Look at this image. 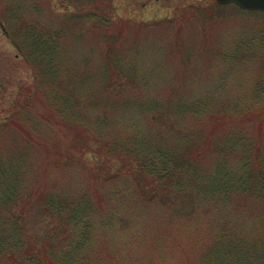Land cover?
Instances as JSON below:
<instances>
[{
    "label": "trees",
    "instance_id": "1",
    "mask_svg": "<svg viewBox=\"0 0 264 264\" xmlns=\"http://www.w3.org/2000/svg\"><path fill=\"white\" fill-rule=\"evenodd\" d=\"M76 1L95 29L112 25L109 0ZM26 2L0 0L33 79L0 83V264H264V35L223 53L210 86L147 82L128 99L144 83L105 59L117 34L65 35ZM60 138L107 176L55 164Z\"/></svg>",
    "mask_w": 264,
    "mask_h": 264
},
{
    "label": "rangeland",
    "instance_id": "2",
    "mask_svg": "<svg viewBox=\"0 0 264 264\" xmlns=\"http://www.w3.org/2000/svg\"><path fill=\"white\" fill-rule=\"evenodd\" d=\"M26 3V8L36 4ZM69 3L74 12L83 15L79 17L82 23L79 26L74 24L76 16L66 12L64 5ZM36 5L38 12L35 15L48 29L61 30V27H67L74 32H63L65 35L112 34V37L117 34L116 42L112 44L113 49L104 54L105 59L115 51L121 58L120 62L124 63V69L134 70L139 79L137 84L142 79L144 83L141 86L136 85L127 95L128 99H133L131 94L147 82L163 89L164 86H172L184 97L192 90L210 86L215 80L216 72L218 75L219 71L228 69L226 62L220 60L223 53L232 54L235 52L233 45L238 41H247L251 35H264L263 12L244 11L232 3L218 5L215 0H109L103 13L113 23L105 31L95 29L88 23L84 15L87 7L80 8L78 1L48 0L46 4L38 0ZM50 8L54 10V14L50 12ZM114 23L119 25L117 30L114 29ZM2 35L5 34L0 27V47L7 54L0 59V83L6 87L13 86L15 82L28 85L33 81L30 66ZM86 39L91 44L94 43L91 41L93 36L90 39L86 36ZM76 52L81 53L82 49L69 50L71 55ZM215 56L219 58L217 71L214 65ZM154 72L159 75H152ZM165 98L171 99L166 94ZM0 103L1 107L5 105L1 98ZM63 140L60 138L57 142L60 149L56 150V142L51 144V159L55 164H77L89 169L90 174L98 178L101 174L107 176L108 169L111 170L109 163L104 159L96 161L91 155L84 158L77 152H70L66 145L63 146Z\"/></svg>",
    "mask_w": 264,
    "mask_h": 264
},
{
    "label": "water",
    "instance_id": "3",
    "mask_svg": "<svg viewBox=\"0 0 264 264\" xmlns=\"http://www.w3.org/2000/svg\"><path fill=\"white\" fill-rule=\"evenodd\" d=\"M218 4L224 5L235 3L243 10H261L264 12V0H215Z\"/></svg>",
    "mask_w": 264,
    "mask_h": 264
}]
</instances>
